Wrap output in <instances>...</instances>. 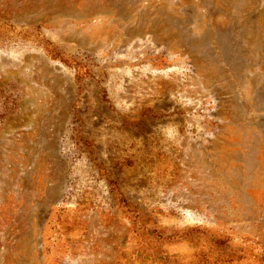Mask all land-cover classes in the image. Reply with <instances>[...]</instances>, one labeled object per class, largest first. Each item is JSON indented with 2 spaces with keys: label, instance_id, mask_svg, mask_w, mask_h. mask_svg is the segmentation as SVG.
I'll list each match as a JSON object with an SVG mask.
<instances>
[{
  "label": "rangeland",
  "instance_id": "1",
  "mask_svg": "<svg viewBox=\"0 0 264 264\" xmlns=\"http://www.w3.org/2000/svg\"><path fill=\"white\" fill-rule=\"evenodd\" d=\"M0 264H264V0H0Z\"/></svg>",
  "mask_w": 264,
  "mask_h": 264
}]
</instances>
